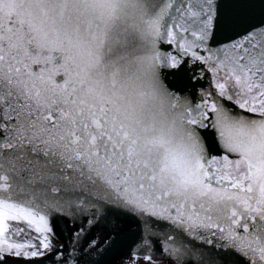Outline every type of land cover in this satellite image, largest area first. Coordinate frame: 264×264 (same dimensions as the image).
Wrapping results in <instances>:
<instances>
[{
    "label": "snow or ice",
    "instance_id": "1",
    "mask_svg": "<svg viewBox=\"0 0 264 264\" xmlns=\"http://www.w3.org/2000/svg\"><path fill=\"white\" fill-rule=\"evenodd\" d=\"M5 164L0 264H264V0H0Z\"/></svg>",
    "mask_w": 264,
    "mask_h": 264
},
{
    "label": "water",
    "instance_id": "2",
    "mask_svg": "<svg viewBox=\"0 0 264 264\" xmlns=\"http://www.w3.org/2000/svg\"><path fill=\"white\" fill-rule=\"evenodd\" d=\"M258 39H259V38H258ZM175 49H176V44L173 43L172 46H171V48L168 49V51H172V52H174ZM215 75H216V74L213 73V72L211 71V65H208V66H207V70H206L205 77H204V79H203V81H202V83L204 84V86H205L206 88H207V87H210V86H212V85H214L215 81H214L213 77H214ZM219 75L222 76V75H223V72H221ZM214 154H215V155H223V153H214ZM229 159H235V157H234V156H230ZM7 167H8V165L5 164V165H4V168H3V169H0V176H2V175H8L10 178H12V177L14 176V174L11 173V172H7V171H6Z\"/></svg>",
    "mask_w": 264,
    "mask_h": 264
}]
</instances>
